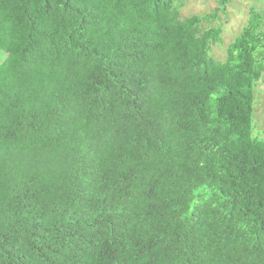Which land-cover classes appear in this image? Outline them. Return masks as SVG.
Masks as SVG:
<instances>
[{
  "label": "trees",
  "instance_id": "1",
  "mask_svg": "<svg viewBox=\"0 0 264 264\" xmlns=\"http://www.w3.org/2000/svg\"><path fill=\"white\" fill-rule=\"evenodd\" d=\"M229 2L0 0V264H264V0L217 59Z\"/></svg>",
  "mask_w": 264,
  "mask_h": 264
},
{
  "label": "rangeland",
  "instance_id": "2",
  "mask_svg": "<svg viewBox=\"0 0 264 264\" xmlns=\"http://www.w3.org/2000/svg\"><path fill=\"white\" fill-rule=\"evenodd\" d=\"M229 1L230 9L233 12L230 13L229 18L227 19V21H225V24L223 25L224 44H218L213 46L212 48V54L217 59L224 58V48L228 43L233 40L235 33L244 25L245 15L248 10L255 5H257V7H260L259 2H256L257 0ZM181 2L183 3L181 10L182 16H188L193 13L200 14L202 12L208 11L209 9L217 5V0H181ZM6 56L7 53L4 50L0 49V63L6 58ZM254 107V119L255 124L257 126L256 129L259 132V136L261 138H264V87L257 88Z\"/></svg>",
  "mask_w": 264,
  "mask_h": 264
}]
</instances>
